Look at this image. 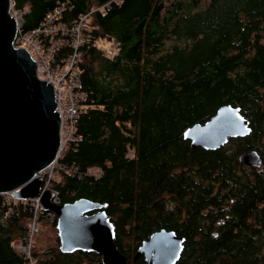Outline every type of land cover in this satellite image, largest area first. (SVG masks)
I'll use <instances>...</instances> for the list:
<instances>
[{
    "label": "trees",
    "instance_id": "trees-1",
    "mask_svg": "<svg viewBox=\"0 0 264 264\" xmlns=\"http://www.w3.org/2000/svg\"><path fill=\"white\" fill-rule=\"evenodd\" d=\"M58 3L67 6L66 26L93 10L91 35L114 45L110 55L80 49L86 99L80 141L61 153L64 169L51 180L60 204H104L127 264H146L137 250L160 229L182 238L175 264H264V0H13L16 10L29 6L24 32ZM71 53L61 46L55 62ZM227 104L249 133L216 150L192 149L183 132ZM250 153L258 165L240 162ZM7 202L0 195V264H24L13 243L24 239L33 205ZM56 242L34 248L39 264H102Z\"/></svg>",
    "mask_w": 264,
    "mask_h": 264
},
{
    "label": "water",
    "instance_id": "water-1",
    "mask_svg": "<svg viewBox=\"0 0 264 264\" xmlns=\"http://www.w3.org/2000/svg\"><path fill=\"white\" fill-rule=\"evenodd\" d=\"M11 0H0V193L16 199L40 196L42 209L56 216L59 250L96 253L102 264H127L114 243L113 225L104 204L85 198L71 203L51 202L52 193H40L41 173L55 160L60 145V114L53 84L38 77L37 65L23 48L14 46L17 23L10 14ZM249 133L246 120L229 104L219 107L204 123L183 132L192 149L216 150L229 138ZM240 162L258 165L254 153ZM182 238L160 229L142 242L137 256L146 264H175Z\"/></svg>",
    "mask_w": 264,
    "mask_h": 264
},
{
    "label": "built area",
    "instance_id": "built-area-1",
    "mask_svg": "<svg viewBox=\"0 0 264 264\" xmlns=\"http://www.w3.org/2000/svg\"><path fill=\"white\" fill-rule=\"evenodd\" d=\"M121 0H113L116 4H120ZM108 4H105L106 7ZM67 8L65 4H57L56 7L46 15L41 24L28 32L22 30L23 15L28 12V4L24 5L22 9L16 10L13 6V0L10 4V14L17 23V32L14 39V46L25 49L37 65L38 77L42 80H49L53 84L56 108L60 114V145L57 156L54 162L44 170L39 179L41 181L40 193L49 190L52 193L51 202L60 204L58 193L53 190L51 186V179L53 172L58 169H64L60 163L61 153L72 143L80 141V136H76V123L82 109V103L86 99V94L81 90V83L78 73V63L80 61V49L88 44L96 47V42L91 35L92 30L97 27L86 26L89 20L90 13L78 16L72 20L69 26L64 25L59 21L62 12ZM67 32L66 37L55 40V32ZM68 46L72 49V53L67 59L61 63L55 62V54L61 46ZM100 50V48H99ZM101 51L106 53L105 50ZM112 51H110L111 53ZM107 54V53H106ZM71 174L72 171H68ZM8 201L14 205L19 202L29 201L33 205L34 214L31 222L27 224V232L22 241H15L13 247L20 252L25 260L24 264H39L36 257L33 255L34 242L33 237L38 232L37 221L40 217L42 209L40 196L32 199H16L10 192L0 193ZM36 206V207H35ZM37 208V209H36ZM46 214L53 220L56 218L52 212L45 211ZM8 215L13 214L12 208L8 209ZM45 214V215H46Z\"/></svg>",
    "mask_w": 264,
    "mask_h": 264
},
{
    "label": "rangeland",
    "instance_id": "rangeland-1",
    "mask_svg": "<svg viewBox=\"0 0 264 264\" xmlns=\"http://www.w3.org/2000/svg\"><path fill=\"white\" fill-rule=\"evenodd\" d=\"M86 26H88V24ZM57 28L58 27H56V29ZM59 29L60 28H58L55 32H53V34H55V40L62 39L64 37H66L67 32H65L64 29H63V31L61 30V31L57 32ZM96 48L97 49L100 48V50L101 49L105 50V52L108 55H110V51L113 50L114 45H112V43H108L107 41L99 39L96 42ZM57 170L58 169H56L53 172L52 179H54V178L57 179V175H56ZM96 172L97 171H92V173H94V174ZM45 218L47 221L44 223H40V218H38V221H37L38 232L33 237L34 248L36 247V250L55 248L57 246L56 239L58 237V232L56 231L57 230L56 226L53 227V219L51 217H49L47 214L42 219H45ZM30 222L31 221L28 220L27 224ZM39 256H40V258H44L41 254Z\"/></svg>",
    "mask_w": 264,
    "mask_h": 264
}]
</instances>
